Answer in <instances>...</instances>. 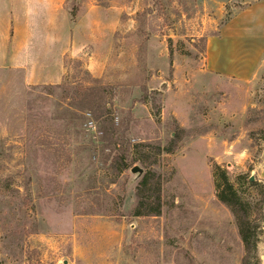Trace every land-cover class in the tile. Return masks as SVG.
Segmentation results:
<instances>
[{"label":"rangeland","instance_id":"374dc122","mask_svg":"<svg viewBox=\"0 0 264 264\" xmlns=\"http://www.w3.org/2000/svg\"><path fill=\"white\" fill-rule=\"evenodd\" d=\"M257 1L66 0L76 50L0 67V264H241L225 177L264 264V55L248 82L204 71Z\"/></svg>","mask_w":264,"mask_h":264},{"label":"crops","instance_id":"0c3cea01","mask_svg":"<svg viewBox=\"0 0 264 264\" xmlns=\"http://www.w3.org/2000/svg\"><path fill=\"white\" fill-rule=\"evenodd\" d=\"M72 6L66 0H0V67L15 63L16 54L27 52L24 46H45V51L63 56L73 53L79 25L72 22ZM263 55L264 0H260L209 39L204 71L248 82Z\"/></svg>","mask_w":264,"mask_h":264},{"label":"trees","instance_id":"16d2710c","mask_svg":"<svg viewBox=\"0 0 264 264\" xmlns=\"http://www.w3.org/2000/svg\"><path fill=\"white\" fill-rule=\"evenodd\" d=\"M123 157V156H122ZM121 169L124 170L130 165L126 162V159L123 157L121 162ZM224 189L220 191L219 198L221 201L231 205L237 215L239 221V230L245 246V255L242 259L241 264H261L260 257L258 255V246H259V233L258 224L256 221L251 220L248 213L242 212L241 215L238 214V211L235 209L237 203L241 205L242 197L238 194V191L234 188V185L228 180L227 177L224 179ZM233 199L230 201V199ZM159 202V200H157ZM148 208V206H145ZM160 213V207L157 210L146 209V212L138 211L137 215L146 214V215H158ZM254 224V227H251Z\"/></svg>","mask_w":264,"mask_h":264},{"label":"water","instance_id":"95a60500","mask_svg":"<svg viewBox=\"0 0 264 264\" xmlns=\"http://www.w3.org/2000/svg\"><path fill=\"white\" fill-rule=\"evenodd\" d=\"M141 171H142V169L139 166H135L132 168V172H134V173L141 172ZM254 179H255V177L252 176L251 180H254Z\"/></svg>","mask_w":264,"mask_h":264}]
</instances>
